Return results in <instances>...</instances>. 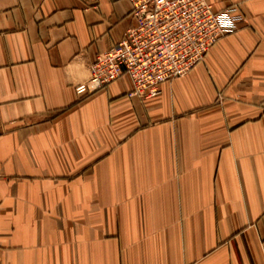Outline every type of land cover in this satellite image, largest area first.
Returning <instances> with one entry per match:
<instances>
[{"label": "crops", "instance_id": "crops-1", "mask_svg": "<svg viewBox=\"0 0 264 264\" xmlns=\"http://www.w3.org/2000/svg\"><path fill=\"white\" fill-rule=\"evenodd\" d=\"M204 62L91 92L128 0H0V264H264V0Z\"/></svg>", "mask_w": 264, "mask_h": 264}, {"label": "built area", "instance_id": "built-area-1", "mask_svg": "<svg viewBox=\"0 0 264 264\" xmlns=\"http://www.w3.org/2000/svg\"><path fill=\"white\" fill-rule=\"evenodd\" d=\"M133 24L91 66V79L77 87L91 92L128 75L133 94L159 95L161 85L191 72L211 47L245 20L236 6L216 10L206 0H128Z\"/></svg>", "mask_w": 264, "mask_h": 264}, {"label": "rangeland", "instance_id": "rangeland-1", "mask_svg": "<svg viewBox=\"0 0 264 264\" xmlns=\"http://www.w3.org/2000/svg\"><path fill=\"white\" fill-rule=\"evenodd\" d=\"M139 96V95H138ZM141 97V96H140Z\"/></svg>", "mask_w": 264, "mask_h": 264}]
</instances>
